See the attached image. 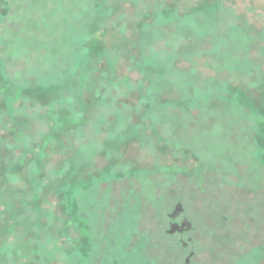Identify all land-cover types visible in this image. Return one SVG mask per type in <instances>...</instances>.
<instances>
[{
	"label": "rangeland",
	"instance_id": "1",
	"mask_svg": "<svg viewBox=\"0 0 264 264\" xmlns=\"http://www.w3.org/2000/svg\"><path fill=\"white\" fill-rule=\"evenodd\" d=\"M216 165L264 257V0H0V264H150Z\"/></svg>",
	"mask_w": 264,
	"mask_h": 264
},
{
	"label": "flooded vegetation",
	"instance_id": "2",
	"mask_svg": "<svg viewBox=\"0 0 264 264\" xmlns=\"http://www.w3.org/2000/svg\"><path fill=\"white\" fill-rule=\"evenodd\" d=\"M226 171L216 165L210 172L183 174L176 194L169 189L170 205L160 208L161 219L153 218L156 230L139 233L142 249L153 253L145 258L150 264H264L262 255L249 258L256 252L243 249L244 228L234 230V221L222 214L232 198L220 194L222 187L231 184L232 173Z\"/></svg>",
	"mask_w": 264,
	"mask_h": 264
}]
</instances>
